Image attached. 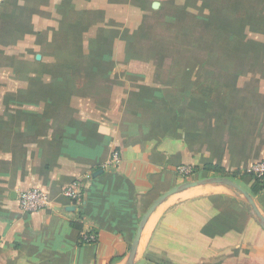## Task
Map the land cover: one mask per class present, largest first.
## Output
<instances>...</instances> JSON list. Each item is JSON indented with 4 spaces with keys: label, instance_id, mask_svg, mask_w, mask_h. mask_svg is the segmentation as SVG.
Segmentation results:
<instances>
[{
    "label": "crops",
    "instance_id": "crops-1",
    "mask_svg": "<svg viewBox=\"0 0 264 264\" xmlns=\"http://www.w3.org/2000/svg\"><path fill=\"white\" fill-rule=\"evenodd\" d=\"M263 157L264 0H0V264H126L180 164L234 180L264 217L244 175ZM75 179L81 220L60 194ZM32 186L53 202L25 213ZM71 221L98 241L77 242ZM166 262L264 264V230L235 188L184 189L133 264Z\"/></svg>",
    "mask_w": 264,
    "mask_h": 264
},
{
    "label": "built area",
    "instance_id": "built-area-1",
    "mask_svg": "<svg viewBox=\"0 0 264 264\" xmlns=\"http://www.w3.org/2000/svg\"><path fill=\"white\" fill-rule=\"evenodd\" d=\"M121 161L120 151L115 150L109 160V164L118 165ZM177 177L182 181L196 178L195 167L190 165H178L175 168ZM246 174L264 179V157L253 162L247 169ZM60 194L66 199L69 207L77 209L75 218L81 220L79 207L84 203V183L82 179H75L61 188ZM17 207L22 212L36 213L49 208L53 199L49 192L39 186L20 189L16 196ZM80 240L84 244H94L98 236L93 229H82Z\"/></svg>",
    "mask_w": 264,
    "mask_h": 264
},
{
    "label": "water",
    "instance_id": "water-1",
    "mask_svg": "<svg viewBox=\"0 0 264 264\" xmlns=\"http://www.w3.org/2000/svg\"><path fill=\"white\" fill-rule=\"evenodd\" d=\"M208 183H217V184L228 185V186L235 188L237 191H239L244 196L249 208L253 211L257 222L259 223V225L264 230V217L261 214V212L259 211L257 204L255 203V200L250 195V193H248L246 190H244L234 180L227 178V177H218V176H204V177H200V178L186 180V181H182V182L172 186L168 190L161 193L157 198H155V200L151 203V205L142 214V216H141V218L137 224L133 239H132L130 247H129V253L127 255L126 264H133L134 263V258H135L136 251L138 248L139 240L141 238L142 230H143L145 224L147 223L149 217L151 216V214L153 213V211L157 208V206L159 204H161L167 197H169L170 195H172L176 192H179L181 190L188 189L191 187H195V186H198L201 184H208ZM70 209H73V208L70 207Z\"/></svg>",
    "mask_w": 264,
    "mask_h": 264
},
{
    "label": "trees",
    "instance_id": "trees-1",
    "mask_svg": "<svg viewBox=\"0 0 264 264\" xmlns=\"http://www.w3.org/2000/svg\"><path fill=\"white\" fill-rule=\"evenodd\" d=\"M214 167L215 166H213V165H208V166L205 167V170H214L215 171L216 169ZM201 171L202 170H200V169L195 167L196 178L204 177V176H202V172ZM244 175H248V174L245 173ZM249 176H251L254 179V184H253V191L254 192H259L262 189H264V179H260L258 177L252 176V175H249ZM84 191H85V189H84ZM84 199H85V195H84ZM83 205H84V203L79 207V214L80 215L83 214V212L81 210ZM25 213H29V212H25ZM69 225L71 227H73V228L78 230L77 242L82 243L81 240H80V231L82 230L81 225L79 223H77V222H74V221H71L69 223ZM94 231L97 234L96 230H94ZM165 264H173V263L166 262Z\"/></svg>",
    "mask_w": 264,
    "mask_h": 264
},
{
    "label": "rangeland",
    "instance_id": "rangeland-1",
    "mask_svg": "<svg viewBox=\"0 0 264 264\" xmlns=\"http://www.w3.org/2000/svg\"><path fill=\"white\" fill-rule=\"evenodd\" d=\"M139 255H140V253H139ZM139 255H138V259L140 258V256H139ZM162 261H163V260H161V263H162ZM163 262H164V261H163Z\"/></svg>",
    "mask_w": 264,
    "mask_h": 264
}]
</instances>
